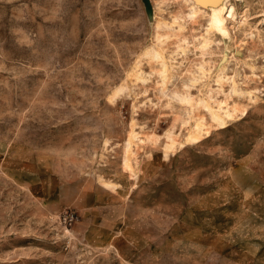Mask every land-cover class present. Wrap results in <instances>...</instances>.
<instances>
[{
	"label": "rangeland",
	"instance_id": "obj_1",
	"mask_svg": "<svg viewBox=\"0 0 264 264\" xmlns=\"http://www.w3.org/2000/svg\"><path fill=\"white\" fill-rule=\"evenodd\" d=\"M231 2L227 41L188 0H0V264H264V0Z\"/></svg>",
	"mask_w": 264,
	"mask_h": 264
},
{
	"label": "bare ground",
	"instance_id": "obj_2",
	"mask_svg": "<svg viewBox=\"0 0 264 264\" xmlns=\"http://www.w3.org/2000/svg\"><path fill=\"white\" fill-rule=\"evenodd\" d=\"M191 3V7L193 8V12L194 13H199L202 10L206 12H210L211 11V18H212V23L214 25V27L216 28V30L220 33L223 34L226 37L227 41L231 40V36L229 35V28L226 24V22L223 20L224 15L228 12L230 16L234 15V10L230 9V6L232 5L231 0H188ZM211 2H217L216 5H213ZM195 15V14H194ZM234 17V16H233ZM236 17V16H235ZM154 20H155V12H154ZM243 20V19H242ZM178 22V21H177ZM243 24V23H242ZM245 24V22H244ZM162 23L160 21H158V29L160 30L162 28ZM164 37H166V35L161 34L160 32H158L157 35V39L160 41H163ZM169 37V36H167ZM206 40V39H205ZM204 40V41H205ZM229 43V42H228ZM211 45V44H210ZM209 46V42L207 43L206 41L203 44V47H208ZM162 48V47H161ZM202 48V47H200ZM230 47L226 48L225 50V57L228 54ZM153 50V47H150V49L147 51L148 54H151ZM160 50L155 51L154 53V57H160L159 52ZM163 51V50H162ZM201 51V50H200ZM205 52V50H203ZM161 52V51H160ZM164 52V51H163ZM234 56V55H233ZM223 59V58H222ZM227 61V60H226ZM219 68V67H218ZM166 71V70H165ZM194 80V79H193ZM125 81V79H124ZM195 83V82H194ZM191 84V83H190ZM197 84V83H196ZM122 86V85H121ZM199 104V103H198ZM208 107V105H207ZM214 116L220 121V125L222 127H224L225 124L223 121V118L218 115L217 113H214ZM227 117H231L232 113L231 112H227L226 113ZM226 120V119H225ZM201 122V121H200ZM197 121V123L195 124L194 129L192 130L191 133H189L188 138L190 140H194V141H198L200 134H202V122L200 123ZM226 122V121H225ZM206 128V127H205ZM192 129V128H191ZM207 131V130H206ZM169 132V131H168ZM207 134V133H206ZM172 137V136H171ZM170 137V139H171ZM172 142L174 143V140H172ZM170 145V144H169ZM175 146V145H174Z\"/></svg>",
	"mask_w": 264,
	"mask_h": 264
},
{
	"label": "water",
	"instance_id": "obj_3",
	"mask_svg": "<svg viewBox=\"0 0 264 264\" xmlns=\"http://www.w3.org/2000/svg\"><path fill=\"white\" fill-rule=\"evenodd\" d=\"M142 1L145 5V9H146L149 19L154 20V6L152 4V0H142ZM211 3L213 5L217 4V2H211Z\"/></svg>",
	"mask_w": 264,
	"mask_h": 264
}]
</instances>
